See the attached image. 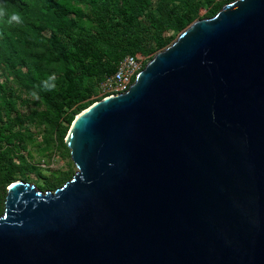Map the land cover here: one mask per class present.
Segmentation results:
<instances>
[{"label":"water","instance_id":"water-1","mask_svg":"<svg viewBox=\"0 0 264 264\" xmlns=\"http://www.w3.org/2000/svg\"><path fill=\"white\" fill-rule=\"evenodd\" d=\"M54 192L6 189L0 264H264V0H233L78 114Z\"/></svg>","mask_w":264,"mask_h":264},{"label":"trees","instance_id":"trees-1","mask_svg":"<svg viewBox=\"0 0 264 264\" xmlns=\"http://www.w3.org/2000/svg\"><path fill=\"white\" fill-rule=\"evenodd\" d=\"M68 1L0 0L5 10L0 17V65H6L19 88L38 94L61 117L56 131L63 145L75 117L106 98L99 85L123 58L141 56L146 65L149 55L172 43L171 34H180L195 21L212 18L226 5L206 0L209 8L199 18L203 4L198 0H72L85 6L86 12L70 7ZM12 13L20 15V22L10 20ZM84 21L90 24L88 29ZM28 55L40 71L45 70L40 81L35 71L24 73L15 67V61L25 65ZM66 95L68 101L64 100ZM72 107L75 110L70 114L62 110ZM10 111L9 104L0 106V138L3 131L11 132L15 126ZM4 117L6 125L2 128ZM15 169L0 161V191ZM58 184L56 180L48 187Z\"/></svg>","mask_w":264,"mask_h":264},{"label":"rangeland","instance_id":"rangeland-1","mask_svg":"<svg viewBox=\"0 0 264 264\" xmlns=\"http://www.w3.org/2000/svg\"><path fill=\"white\" fill-rule=\"evenodd\" d=\"M198 1L203 4L197 15V17L201 18L206 15L209 7L205 4L206 0ZM68 3L70 7L82 9L83 12H86L85 6L80 3L72 0H69ZM89 25V23L84 21V28L88 29ZM179 35H170L172 43ZM151 58H153V55L147 57L148 61ZM24 60L25 65L15 61V67L24 73L28 69L35 71L40 81L42 76L40 73L45 70L40 71L37 64L29 59V55ZM0 86L4 90L3 93H0V106L3 107L9 104L11 108L10 117L15 124L11 132L3 131L2 133L3 137L0 138V158L2 159L0 161H6V163L12 164L14 169L16 168L13 174H10L9 181L4 182L1 187V215L3 213L6 189L11 184L23 182L34 186L43 193H52L55 189L68 182L75 174L76 169L71 163L68 149L61 143L56 131V126L61 122V117L54 114L52 109L45 105L38 94L26 92L19 88L4 64L0 65ZM65 88H69L68 85ZM37 92L40 91L37 90ZM68 99L69 96L66 95L64 100L68 101ZM92 99L95 100L97 97ZM62 110L70 114L71 111L75 110V107H72L69 111L65 108H62ZM5 125L6 118L4 117L2 128ZM62 126L67 127L65 124H62ZM5 137L9 139L10 145H8L9 142L6 141ZM56 180L57 182L60 181V184L48 187L49 183H54Z\"/></svg>","mask_w":264,"mask_h":264},{"label":"built area","instance_id":"built-area-1","mask_svg":"<svg viewBox=\"0 0 264 264\" xmlns=\"http://www.w3.org/2000/svg\"><path fill=\"white\" fill-rule=\"evenodd\" d=\"M214 4H228L230 0H212ZM145 60L141 56H126L116 66L115 72L106 76L99 85L100 93L109 97L124 93L144 68Z\"/></svg>","mask_w":264,"mask_h":264},{"label":"clouds","instance_id":"clouds-1","mask_svg":"<svg viewBox=\"0 0 264 264\" xmlns=\"http://www.w3.org/2000/svg\"><path fill=\"white\" fill-rule=\"evenodd\" d=\"M5 15V10L3 9V7H0V17ZM10 20L11 21H15V22H20L21 17L18 13H12L10 15Z\"/></svg>","mask_w":264,"mask_h":264}]
</instances>
